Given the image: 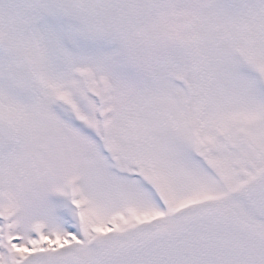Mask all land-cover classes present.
I'll return each instance as SVG.
<instances>
[{
	"label": "snow or ice",
	"instance_id": "1",
	"mask_svg": "<svg viewBox=\"0 0 264 264\" xmlns=\"http://www.w3.org/2000/svg\"><path fill=\"white\" fill-rule=\"evenodd\" d=\"M0 264H264V0H0Z\"/></svg>",
	"mask_w": 264,
	"mask_h": 264
}]
</instances>
